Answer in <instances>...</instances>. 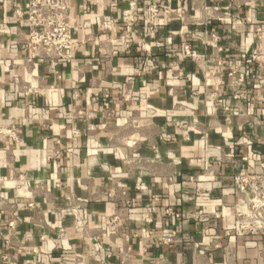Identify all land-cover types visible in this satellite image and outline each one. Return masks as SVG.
I'll list each match as a JSON object with an SVG mask.
<instances>
[{"label":"crops","instance_id":"1","mask_svg":"<svg viewBox=\"0 0 264 264\" xmlns=\"http://www.w3.org/2000/svg\"><path fill=\"white\" fill-rule=\"evenodd\" d=\"M27 2L0 0V264H264L226 235L264 172V0H71V64L32 56Z\"/></svg>","mask_w":264,"mask_h":264},{"label":"built area","instance_id":"2","mask_svg":"<svg viewBox=\"0 0 264 264\" xmlns=\"http://www.w3.org/2000/svg\"><path fill=\"white\" fill-rule=\"evenodd\" d=\"M70 10L71 0H28L24 22L29 31L24 39V44L31 49L33 57L45 60L50 64H71L76 44L72 39L73 20ZM161 12L166 11L158 5L152 4L149 8V18L153 20ZM136 16L137 9L130 2L129 9L124 13L125 23L131 27L136 21ZM147 27L149 28V26ZM199 36L207 43L210 41L213 48H217V38L214 35H207L204 32ZM125 43H129V40H126ZM182 57L197 60L198 55L190 49L189 45H185ZM250 58L255 63L264 64V54L259 51H254ZM153 67L152 58L147 56L142 70L146 71ZM237 70L238 67L232 64L229 75L233 76ZM231 86L235 94L242 96L247 102H254L251 96L239 92L236 85ZM261 123L264 126V120ZM0 133L8 134L12 139H16L12 130H0ZM232 180V194L237 201L232 206L234 223L226 230V235L264 237V172L238 174L233 176ZM165 212L175 218L183 217L182 214L174 213L169 209ZM117 222L118 218L113 217L108 225ZM85 227L81 220L76 225V229L80 230H84ZM169 241L168 239L163 240V243ZM2 259L9 262L7 256H2ZM101 264L106 263L102 261Z\"/></svg>","mask_w":264,"mask_h":264}]
</instances>
